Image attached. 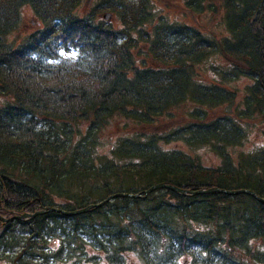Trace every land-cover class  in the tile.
I'll use <instances>...</instances> for the list:
<instances>
[{
	"label": "trees",
	"instance_id": "16d2710c",
	"mask_svg": "<svg viewBox=\"0 0 264 264\" xmlns=\"http://www.w3.org/2000/svg\"><path fill=\"white\" fill-rule=\"evenodd\" d=\"M27 9L40 26L23 34ZM260 126L264 0H0V216L141 195L0 220V264H264L253 196L143 194L264 198Z\"/></svg>",
	"mask_w": 264,
	"mask_h": 264
},
{
	"label": "rangeland",
	"instance_id": "374dc122",
	"mask_svg": "<svg viewBox=\"0 0 264 264\" xmlns=\"http://www.w3.org/2000/svg\"><path fill=\"white\" fill-rule=\"evenodd\" d=\"M87 5L89 6L88 3H87ZM23 13L26 16H25L24 25L21 29V33L29 34V33L33 32L34 30H36L40 26V24L34 19L31 9H27V10L23 11ZM169 13L174 15V16H178V17H181V15H183V14H186V15L188 14L187 10L185 9V7L183 6V4L180 1H173V5L169 9ZM107 19L113 21V17L110 15H108ZM185 19H187V21L189 23L196 25L197 28L203 29L202 26L197 25L199 22L198 18L189 15L188 17H185ZM212 19L215 21H219L221 19V17L216 16V17H212ZM206 27L210 28L211 22L207 23ZM211 62H216L223 67L226 64L225 59H223L221 57H217V58L213 59ZM246 84H247L246 81L241 82L239 84V88H243ZM183 121H184L183 116L178 112V113H175V119H170V118L169 119H162V120H158V122L155 125L133 126L129 130L131 132H148V133L161 132L163 130H167V129H170L172 127H176L179 124H181ZM259 128L260 129H258V128L254 129L253 133L251 134L250 137L253 140L259 139L258 135L261 134L262 130H264V127H262V126H260ZM121 130H122L121 127L120 128L114 127L113 130L110 129L111 133L109 136H117L121 132ZM167 147L168 146H165L164 148H167ZM202 157H206V154L202 153Z\"/></svg>",
	"mask_w": 264,
	"mask_h": 264
},
{
	"label": "water",
	"instance_id": "95a60500",
	"mask_svg": "<svg viewBox=\"0 0 264 264\" xmlns=\"http://www.w3.org/2000/svg\"><path fill=\"white\" fill-rule=\"evenodd\" d=\"M105 17L107 18L108 16L106 15ZM162 189L171 190L172 192H175V193H178V194H181V195L191 194V195H194V196H196V195H204V194H214V193H221V194H226V195L247 194V195L253 196L259 202L264 204V198H261V197L257 196V194L254 191H252V190H245V189H242V190H224V189H219V188H211V189H201V190H198V191H191V190H186V189L179 188L177 186H173V185H169V184H165V183L156 184V185L150 187L149 189L145 190L143 192L144 197H146L149 194H152V193H154V192H156L158 190H162ZM119 197L135 199V198H140L141 195H139V194H128V193H117V194H114V195L110 196L109 198H107L106 200H104L101 203L91 204V205L87 206L84 209L76 210V211H73V212L64 211V210L56 208V207H48V208H45L44 210L35 212L34 214L24 213L22 215L13 216L10 219H5V218L0 216V220L5 221V222H9V221L16 220V219H19V220L26 219V220H28V219H33V218H35L37 216L46 214L47 212H58V213H61V214L65 215V216H76V215H81V214L87 213V212H89L90 210H92L94 208H99L102 205H104L105 203H107L108 201H110L111 199L119 198Z\"/></svg>",
	"mask_w": 264,
	"mask_h": 264
},
{
	"label": "bare ground",
	"instance_id": "6f19581e",
	"mask_svg": "<svg viewBox=\"0 0 264 264\" xmlns=\"http://www.w3.org/2000/svg\"><path fill=\"white\" fill-rule=\"evenodd\" d=\"M230 196H234V195H230Z\"/></svg>",
	"mask_w": 264,
	"mask_h": 264
}]
</instances>
